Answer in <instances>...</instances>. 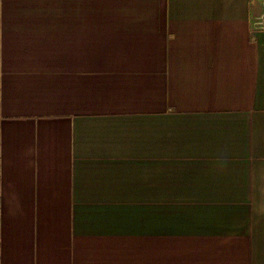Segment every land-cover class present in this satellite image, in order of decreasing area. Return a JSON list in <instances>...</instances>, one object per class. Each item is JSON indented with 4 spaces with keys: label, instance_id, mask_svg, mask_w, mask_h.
I'll return each mask as SVG.
<instances>
[{
    "label": "crops",
    "instance_id": "0c3cea01",
    "mask_svg": "<svg viewBox=\"0 0 264 264\" xmlns=\"http://www.w3.org/2000/svg\"><path fill=\"white\" fill-rule=\"evenodd\" d=\"M260 0H0V264H264Z\"/></svg>",
    "mask_w": 264,
    "mask_h": 264
},
{
    "label": "built area",
    "instance_id": "2783aa9c",
    "mask_svg": "<svg viewBox=\"0 0 264 264\" xmlns=\"http://www.w3.org/2000/svg\"><path fill=\"white\" fill-rule=\"evenodd\" d=\"M260 2H261V14L254 22V26L257 30H264V0H260Z\"/></svg>",
    "mask_w": 264,
    "mask_h": 264
}]
</instances>
